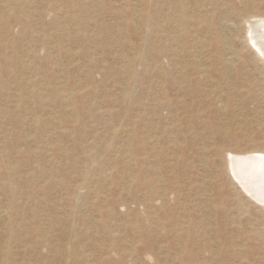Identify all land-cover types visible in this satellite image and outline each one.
<instances>
[{"label":"rangeland","instance_id":"rangeland-1","mask_svg":"<svg viewBox=\"0 0 264 264\" xmlns=\"http://www.w3.org/2000/svg\"><path fill=\"white\" fill-rule=\"evenodd\" d=\"M257 17L264 0H0V212L9 169L24 221L75 208L84 264H264V205L225 157L264 152ZM33 237L8 264H64Z\"/></svg>","mask_w":264,"mask_h":264},{"label":"bare ground","instance_id":"bare-ground-1","mask_svg":"<svg viewBox=\"0 0 264 264\" xmlns=\"http://www.w3.org/2000/svg\"><path fill=\"white\" fill-rule=\"evenodd\" d=\"M147 19L148 18H146V16L141 17L143 27L146 26ZM243 21L247 24L246 27H247L249 42L255 48L257 54L260 57H262V59H264V17L247 18L246 20ZM148 37L149 36L146 35L145 42L146 40L149 39ZM141 62L142 60L139 57H135L130 62V64H128V70H130V66L132 64L141 65ZM225 157H226V166H227L226 171L229 177L231 178V180L237 183L240 186V188L246 194H248L255 202L263 206L264 205V152L263 151H248V152L229 151L227 152V155H225ZM90 160L93 161L94 158L91 157ZM4 172H5L4 177L6 180L4 183V187L8 188L10 194L9 196L10 210L5 211L4 209V211L0 212V215L4 217V219L6 220V224L2 230V233H5L7 238V243H5V245L1 248V264H8L9 261L12 260L13 254L11 248V241L18 238L20 235L21 237H23L24 235H28V234L34 236L33 246H46L48 251L54 253L57 256L56 257L57 259H63L64 264H67V262L68 264H84L85 262L89 261V256L87 254L81 255L78 250V240L76 239L75 236L77 230L75 229V227H73L74 218H75L74 216L75 208L74 209L71 208L69 211V215L66 216L65 218L64 216L58 217L55 215H49L46 218L42 219L40 215H37V213L32 211V215L29 221L28 222L24 221L25 219H23L19 215H16L17 212L14 210L17 207V201L15 200V190H16L14 184L15 181L11 175V171L9 169H4ZM89 177H90V169H86L83 174V180L85 182H83V184L81 185L83 188L89 186L88 182L86 181L89 179ZM103 177L104 176H100L101 180L103 179ZM78 190L79 188H76L73 192H71L74 194L75 198L78 195H80ZM97 227L101 229L103 225L100 223V225L97 224ZM21 231H23V233H21ZM88 240H89V244L94 246L96 240L98 239H96V236H94V234L92 233L89 234ZM109 261L121 263L122 258L119 257V258H115L114 260L107 259L105 261L101 260V264H106Z\"/></svg>","mask_w":264,"mask_h":264}]
</instances>
